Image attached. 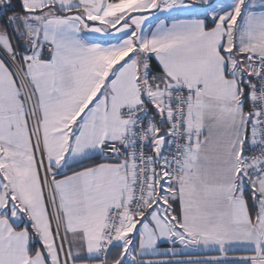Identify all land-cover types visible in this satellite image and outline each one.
<instances>
[{
	"label": "snow or ice",
	"instance_id": "1",
	"mask_svg": "<svg viewBox=\"0 0 264 264\" xmlns=\"http://www.w3.org/2000/svg\"><path fill=\"white\" fill-rule=\"evenodd\" d=\"M0 264H264V0H0Z\"/></svg>",
	"mask_w": 264,
	"mask_h": 264
},
{
	"label": "crops",
	"instance_id": "2",
	"mask_svg": "<svg viewBox=\"0 0 264 264\" xmlns=\"http://www.w3.org/2000/svg\"><path fill=\"white\" fill-rule=\"evenodd\" d=\"M161 247H165V245H161ZM213 253H201V255H212Z\"/></svg>",
	"mask_w": 264,
	"mask_h": 264
}]
</instances>
